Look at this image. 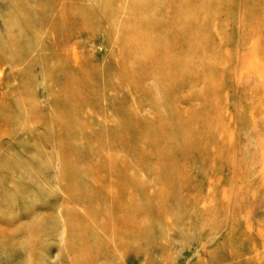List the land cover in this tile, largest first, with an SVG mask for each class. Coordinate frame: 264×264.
<instances>
[{
    "label": "rangeland",
    "instance_id": "374dc122",
    "mask_svg": "<svg viewBox=\"0 0 264 264\" xmlns=\"http://www.w3.org/2000/svg\"><path fill=\"white\" fill-rule=\"evenodd\" d=\"M3 229L0 264H264V0H0Z\"/></svg>",
    "mask_w": 264,
    "mask_h": 264
},
{
    "label": "bare ground",
    "instance_id": "6f19581e",
    "mask_svg": "<svg viewBox=\"0 0 264 264\" xmlns=\"http://www.w3.org/2000/svg\"><path fill=\"white\" fill-rule=\"evenodd\" d=\"M7 229H3V230H0V243H1V241L2 240H4V238L6 237V236H8L9 238H12L15 234H16V231H13V230H9V231H6ZM81 231H83V230H80L79 232L81 233ZM66 232H67V234H69V233H73L74 231L71 229V227H68V228H66ZM77 233V232H76ZM7 234V235H6ZM79 235H78V233H77V237H78ZM79 238V237H78ZM82 238V237H81ZM86 248H90V246L88 245V247L87 246H85Z\"/></svg>",
    "mask_w": 264,
    "mask_h": 264
}]
</instances>
